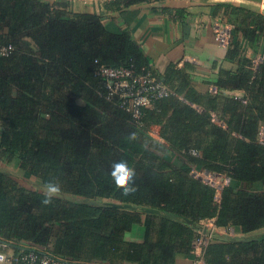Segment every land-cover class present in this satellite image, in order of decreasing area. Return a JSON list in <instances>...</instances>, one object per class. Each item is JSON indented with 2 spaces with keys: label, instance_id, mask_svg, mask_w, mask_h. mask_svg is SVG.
I'll list each match as a JSON object with an SVG mask.
<instances>
[{
  "label": "trees",
  "instance_id": "16d2710c",
  "mask_svg": "<svg viewBox=\"0 0 264 264\" xmlns=\"http://www.w3.org/2000/svg\"><path fill=\"white\" fill-rule=\"evenodd\" d=\"M102 1L118 13L161 0ZM220 7L234 27L228 60L238 70L221 71L212 85L241 91L242 100L199 90L191 64L160 75L130 31L110 32L72 0H0V167L13 172L0 170V242L15 245L17 255L29 244L72 263L177 264L192 257L197 226L210 219L241 234L264 230V63L256 69L241 54V39L264 38V13ZM123 66L156 77L176 96L134 118L121 98L109 97L100 75ZM122 158L135 172L128 194L109 174ZM195 168L236 186L225 187L217 203ZM25 179L59 191L49 198ZM205 260L264 264V238L214 239Z\"/></svg>",
  "mask_w": 264,
  "mask_h": 264
},
{
  "label": "crops",
  "instance_id": "0c3cea01",
  "mask_svg": "<svg viewBox=\"0 0 264 264\" xmlns=\"http://www.w3.org/2000/svg\"><path fill=\"white\" fill-rule=\"evenodd\" d=\"M219 1L161 0L113 13L103 1L88 3L87 0L83 4L75 3V10L101 16L110 32L130 31L151 65L162 76L173 64L180 67L193 65L192 80L199 90L206 92L217 83L221 71L238 70V66L228 60L230 49L222 48L215 40L216 25L224 22L222 13L225 8L220 4L234 3L262 12L256 5L244 1ZM177 11H183L184 15L177 16ZM241 48V54L247 59H260L264 63V38L253 44L241 39ZM232 185L236 186V183ZM235 232L240 233L236 228ZM132 239L142 240V234ZM15 247L9 249L10 255H16ZM177 264H190V259L180 257Z\"/></svg>",
  "mask_w": 264,
  "mask_h": 264
},
{
  "label": "built area",
  "instance_id": "2783aa9c",
  "mask_svg": "<svg viewBox=\"0 0 264 264\" xmlns=\"http://www.w3.org/2000/svg\"><path fill=\"white\" fill-rule=\"evenodd\" d=\"M233 28V25L224 22L216 25L215 40L217 44L224 49L231 47L233 42ZM4 52H6V50H4ZM261 63L260 59L253 60L254 68L257 69ZM100 75L106 80L109 97L121 98V107L139 120L142 117L143 110L153 108L156 102L163 98L171 97L172 95L176 96L163 81L151 75H136L134 70L130 67L103 68ZM210 91L214 94L222 93L235 99L242 100L243 98L239 92L219 90L215 86L210 88ZM213 117L215 122L222 124L215 113H213ZM153 134L157 137L158 131H153ZM261 140L264 141V131H262ZM192 154L198 155V152L193 150ZM193 175L216 190L215 202L217 203L221 202L224 188L232 184V179L225 174L212 173L210 171L195 168L193 170ZM197 231L198 237L192 244L190 264H208L205 260V254L211 242L217 239V234L236 235L235 227H218L216 225V218L200 224ZM23 247L28 251L22 250L18 255H10L9 249L13 248L12 245L0 242V264H85L65 261L46 252H42L29 244H23Z\"/></svg>",
  "mask_w": 264,
  "mask_h": 264
},
{
  "label": "clouds",
  "instance_id": "9594fccd",
  "mask_svg": "<svg viewBox=\"0 0 264 264\" xmlns=\"http://www.w3.org/2000/svg\"><path fill=\"white\" fill-rule=\"evenodd\" d=\"M236 92H239L241 96H244L243 92L241 91H236ZM109 174L111 175L113 182L117 186H120L121 191L123 193L128 194L135 191V188L133 187V183H134L133 177L135 175V172L134 169L131 166H129L127 160L122 158L113 161L109 169ZM47 191L49 193V198H50L51 194H55L59 191V187L58 185L50 183L47 185ZM47 202L49 201L46 200L45 203Z\"/></svg>",
  "mask_w": 264,
  "mask_h": 264
},
{
  "label": "rangeland",
  "instance_id": "374dc122",
  "mask_svg": "<svg viewBox=\"0 0 264 264\" xmlns=\"http://www.w3.org/2000/svg\"><path fill=\"white\" fill-rule=\"evenodd\" d=\"M74 3H77V4H83L85 1H87V0H72ZM89 2L88 3H91V2H100V1H102V0H88ZM209 1H214L215 2V0H209ZM216 1H219V0H216ZM219 2H221V1H219ZM260 6V5H259ZM258 7V6H257ZM261 7H263L262 5H261ZM259 8V7H258ZM264 8V7H263ZM260 9V8H259ZM152 130L153 131H155V132H157L159 129L158 128H156V127H154V128H152ZM167 157H169L168 159H173V156H167ZM0 169H2V170H4L3 168H1L0 167ZM5 172H8V173H11V174H13V172L11 171V172H9L8 170L6 171V169H5ZM15 173V172H14ZM16 175V174H15ZM21 179H23V178H21ZM26 180V182L29 184V185H31V186H33V187H35L36 189H44L43 187H41V186H38L36 183H35V181L33 180V179H25ZM46 190V189H45ZM47 191V190H46ZM69 199V198H68ZM70 199H72L73 201H77V202H82V201H80V200H78V199H75V198H70ZM264 238V230H261V231H256V232H254V233H251V234H241V233H236V235L235 236H231V235H229V234H227V235H220V234H217V239H223V240H227V241H232V242H240V241H251V240H262Z\"/></svg>",
  "mask_w": 264,
  "mask_h": 264
},
{
  "label": "water",
  "instance_id": "95a60500",
  "mask_svg": "<svg viewBox=\"0 0 264 264\" xmlns=\"http://www.w3.org/2000/svg\"><path fill=\"white\" fill-rule=\"evenodd\" d=\"M243 1H247V2H249V3H253V4H255V5H262V6H264V0H243ZM189 28L187 27V33H188V30ZM229 49V48H228ZM228 49H226V50H228ZM0 170H2V169H0ZM2 171H5V169L4 170H2ZM44 189H46V188H44ZM92 204H96V202H92ZM114 206H116V207H123V208H126V209H133V206H129V205H127V206H121V205H117V204H114ZM148 213H152V214H161V212L159 211V210H154V209H148V210H146ZM170 217H173V218H176V216H174V215H169ZM189 224H191V223H189ZM197 228H198V226H197Z\"/></svg>",
  "mask_w": 264,
  "mask_h": 264
},
{
  "label": "bare ground",
  "instance_id": "6f19581e",
  "mask_svg": "<svg viewBox=\"0 0 264 264\" xmlns=\"http://www.w3.org/2000/svg\"><path fill=\"white\" fill-rule=\"evenodd\" d=\"M240 1H243V0H240ZM244 2H247V1H244ZM247 3H249V2H247ZM255 5V4H254ZM256 6H258L261 10H262V12L264 13V6L263 7H261V6H259V5H256Z\"/></svg>",
  "mask_w": 264,
  "mask_h": 264
}]
</instances>
